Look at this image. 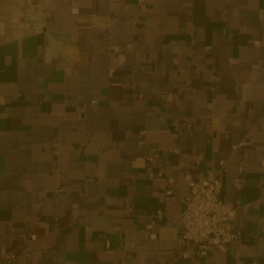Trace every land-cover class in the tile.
<instances>
[{
  "label": "crops",
  "instance_id": "crops-1",
  "mask_svg": "<svg viewBox=\"0 0 264 264\" xmlns=\"http://www.w3.org/2000/svg\"><path fill=\"white\" fill-rule=\"evenodd\" d=\"M209 170L243 238L185 260ZM0 264H264V0H0Z\"/></svg>",
  "mask_w": 264,
  "mask_h": 264
},
{
  "label": "built area",
  "instance_id": "built-area-1",
  "mask_svg": "<svg viewBox=\"0 0 264 264\" xmlns=\"http://www.w3.org/2000/svg\"><path fill=\"white\" fill-rule=\"evenodd\" d=\"M236 149V146L233 147ZM225 161L221 166H225ZM152 179L155 174L150 175ZM186 182L190 189V194L182 199L184 205L181 213L183 223L182 239L186 244L182 251V258L188 260L194 257H206L213 248L222 252L229 250L230 246L239 242L243 238V233L239 230L234 220L237 216V210L227 205L221 198L223 189L222 182L213 170L206 174L204 183L196 182L187 172ZM237 189L241 190L243 185L239 180L236 181ZM168 191L167 194H171ZM158 219L162 220L164 214L157 212ZM151 229V226H148ZM156 234H151L150 238L155 239ZM37 235L30 234L27 240L35 241ZM106 249H110V242H106ZM16 252L5 254L4 261L11 262L17 258Z\"/></svg>",
  "mask_w": 264,
  "mask_h": 264
}]
</instances>
